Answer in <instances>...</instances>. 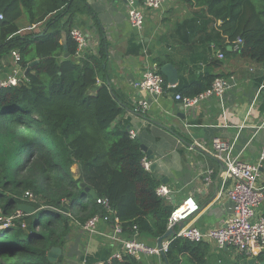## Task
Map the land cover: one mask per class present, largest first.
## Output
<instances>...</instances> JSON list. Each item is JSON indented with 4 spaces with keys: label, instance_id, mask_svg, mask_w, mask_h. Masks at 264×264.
<instances>
[{
    "label": "trees",
    "instance_id": "trees-1",
    "mask_svg": "<svg viewBox=\"0 0 264 264\" xmlns=\"http://www.w3.org/2000/svg\"><path fill=\"white\" fill-rule=\"evenodd\" d=\"M181 1L203 7L210 20L220 21L217 34L228 40L224 53L241 38L239 55L264 64V0ZM0 13V58L17 49L29 78L27 83L0 88V207L4 214L23 202L35 208L25 215L24 229L16 225L0 232V264H60L67 242L88 218L101 212L82 183L109 200L123 236L135 227L138 238L156 241L166 232L174 206L157 196L161 179L142 167L145 155L139 140L129 136L125 122L115 121L123 111L121 97L105 83L96 84L98 74L106 77L108 48L96 19L98 45L82 59L75 57L76 43L69 31L76 13L93 14L86 0H0ZM22 16L30 25L45 23L42 30L19 32ZM63 16L68 17L65 22ZM64 53L68 55L58 59ZM165 62L156 63L159 72ZM216 76L206 71L181 83L176 92L196 95ZM74 164L77 177L71 170ZM25 190L38 201L22 199ZM62 207L67 209L65 217ZM168 239L163 258L167 264H178L179 255L196 244ZM52 248L61 249L56 261L48 256ZM256 258L264 260V252ZM139 263L125 256L103 264Z\"/></svg>",
    "mask_w": 264,
    "mask_h": 264
},
{
    "label": "crops",
    "instance_id": "crops-1",
    "mask_svg": "<svg viewBox=\"0 0 264 264\" xmlns=\"http://www.w3.org/2000/svg\"><path fill=\"white\" fill-rule=\"evenodd\" d=\"M86 2L93 14L76 13L73 27L84 33L90 45L88 50L95 48L99 39L94 23L96 19L102 30V37L108 43L104 65L106 77L98 74L96 84L99 86L105 83L121 97L123 111L115 121L125 122L129 131L136 133L139 142L152 151L153 159L150 160L151 165L155 164L153 173L161 179V184H166L170 189L167 202L175 206L191 197L197 203L198 210L189 223L202 229L220 225L222 219L229 214L230 202L220 192L221 173L225 167L211 154V140L219 137L232 147V154H238L240 159L248 163L256 161L264 143V129L258 128L264 117V77L261 66L242 58L229 46L228 53H224L222 46L228 40L224 35L217 34L220 21L210 20L203 7L172 0L160 10L145 9L143 27L137 32L130 26L122 2ZM67 19V16H63L62 22ZM43 24L45 23L30 25L25 16H22L19 20V32H39ZM64 36L63 33L62 40ZM218 51L225 54L224 59L217 58ZM66 55L68 54L64 53L58 59H63ZM34 60L37 63L38 59ZM161 60L166 61L164 64H172L176 69L175 87H167L170 84L160 70L164 80L160 95L149 96L146 92L137 90L134 83L139 80L142 71ZM10 67L9 54L0 58L1 76ZM206 71L213 75H234L236 86L221 99L200 101L191 111L186 110L174 98L179 85L189 83ZM138 99L147 100L149 108L137 111ZM194 141H203L205 149L188 150L187 147ZM73 166L78 169L77 164ZM205 167L214 169L212 182L209 184L204 183L200 174V169ZM257 188L264 193V167H261ZM3 194L9 193L4 190ZM22 199L28 201L24 197ZM23 204L30 205L26 202ZM0 211L2 214L1 207ZM255 211L264 216V199ZM111 233V225L102 218L95 233L80 229L67 242L60 264H87L86 259L93 260L91 264H94L104 260L118 247L109 238ZM145 241L149 244L156 243ZM251 258L261 262L256 255ZM248 259L231 249L215 250L213 243L201 241L193 246L190 244L179 255L178 264H247ZM139 262L165 264L162 256L146 257Z\"/></svg>",
    "mask_w": 264,
    "mask_h": 264
},
{
    "label": "built area",
    "instance_id": "built-area-1",
    "mask_svg": "<svg viewBox=\"0 0 264 264\" xmlns=\"http://www.w3.org/2000/svg\"><path fill=\"white\" fill-rule=\"evenodd\" d=\"M122 2L127 20L130 26L139 32L144 24V11L160 10L172 0H115ZM0 19L2 14L0 13ZM71 38L76 43L75 57L77 60L82 59L88 51L90 45L84 33L76 27L69 31ZM241 38L232 42L231 49L238 52L241 46ZM11 67L0 75V88L17 86L29 81L26 76L25 68L20 64V54L18 50H12L10 53ZM218 59H224L222 51L217 52ZM261 72L264 77V64L261 65ZM237 80L234 75H218L211 85L204 91L193 95L186 96L176 93L174 98L180 101L186 110H192L200 101L216 98L221 99L225 93L236 86ZM164 80L159 72L157 64H151L146 67L139 80L134 83L137 90L146 92L149 96L160 95L163 91ZM168 88H174V85H167ZM264 87V85L262 86ZM261 88V87H260ZM149 108L147 100L138 99L136 110L145 111ZM258 128L264 129V117ZM131 138L136 137L133 130L129 131ZM188 150H204L203 141H194L187 147ZM232 147L222 141L219 137H213L210 145L211 154L225 166L222 171V183L220 192L224 193L230 202V211L221 224L207 229L189 223L191 217L198 210L197 203L188 197L175 205L168 216V228H175L174 237L182 238L191 243L209 241L213 243L215 250L231 249L237 254L251 258L264 252V216L258 215L255 211L257 206L264 199V193L257 188L258 179L261 174V167H264V143L261 145L257 159L254 163H248L239 158V155L232 154ZM142 167L150 171L151 160L145 155L141 160ZM200 174L205 184L212 182L214 169L205 167L200 169ZM157 196L164 200L169 199L170 189L166 184H159L155 190ZM23 197L29 202H37L38 199L30 190H25ZM96 203L100 205L101 212L88 218L81 226L84 232L95 233L99 226L101 218L107 221L112 227V233L109 238L112 239L118 247L112 251L104 260L96 264L110 263L113 260L122 261L125 256H130L138 261L146 257H161L168 250L171 240L168 238L162 241L161 247L158 248L156 243L149 244L145 240L138 238L137 229L133 227V233L128 236L122 235V227L116 212L111 207L106 197H97ZM26 213L16 209L10 214H1L0 211V232L2 230L19 225L21 228L26 227L24 220ZM184 224L177 228V224ZM186 222V224H185ZM172 236V237H173Z\"/></svg>",
    "mask_w": 264,
    "mask_h": 264
},
{
    "label": "water",
    "instance_id": "water-1",
    "mask_svg": "<svg viewBox=\"0 0 264 264\" xmlns=\"http://www.w3.org/2000/svg\"><path fill=\"white\" fill-rule=\"evenodd\" d=\"M67 56V55H66ZM36 63V60H34L33 62H31L28 66V69L34 65ZM161 72L162 74L166 77L168 83L170 85H173L177 82V71L176 69L172 66V64L166 63L164 65H162L161 67ZM140 148L141 151L144 153V155H146L149 159H153V154L152 151L150 149H148V147L144 144H140ZM222 163V162H221ZM224 166V165H222ZM225 167V166H224ZM155 168V164L152 163V165L150 166V172H153ZM77 177V176H76ZM164 181V178L162 179V182ZM82 187L85 188V191L93 198L96 199L97 195L95 193V191L93 189H90L89 187L85 186L84 183L81 184ZM17 209L22 210L23 212H25L26 214H30V213H34L35 212V208L32 205H27V204H23V203H19L16 205ZM52 207V206H49ZM59 211L63 212V216L65 217L67 215V209L62 207L59 209ZM183 225V222H179L177 224L178 227H181ZM175 234V228L171 227L168 228L166 230V232L157 238L156 240V245L158 248L161 247L162 241L173 236ZM61 253V249L60 248H52L51 251L48 253L49 259L51 261H56L58 255ZM162 257H165V254H162ZM165 264H167V262H165ZM247 264H264V260H262L261 262H256L254 258H250L247 260Z\"/></svg>",
    "mask_w": 264,
    "mask_h": 264
},
{
    "label": "rangeland",
    "instance_id": "rangeland-1",
    "mask_svg": "<svg viewBox=\"0 0 264 264\" xmlns=\"http://www.w3.org/2000/svg\"><path fill=\"white\" fill-rule=\"evenodd\" d=\"M71 170H72V172L74 173L75 176H78V169L75 166H73V168Z\"/></svg>",
    "mask_w": 264,
    "mask_h": 264
}]
</instances>
